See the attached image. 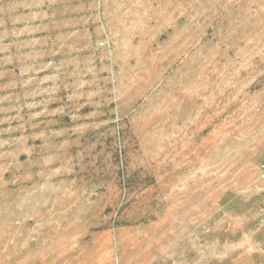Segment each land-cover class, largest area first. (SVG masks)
<instances>
[{"label": "rangeland", "instance_id": "obj_1", "mask_svg": "<svg viewBox=\"0 0 264 264\" xmlns=\"http://www.w3.org/2000/svg\"><path fill=\"white\" fill-rule=\"evenodd\" d=\"M106 10L130 110L48 223L0 180V264H264V0Z\"/></svg>", "mask_w": 264, "mask_h": 264}, {"label": "crops", "instance_id": "obj_2", "mask_svg": "<svg viewBox=\"0 0 264 264\" xmlns=\"http://www.w3.org/2000/svg\"><path fill=\"white\" fill-rule=\"evenodd\" d=\"M106 9L107 0H0V180L27 205L43 197L38 223L49 222L53 184L92 164L99 172L103 131L131 107Z\"/></svg>", "mask_w": 264, "mask_h": 264}, {"label": "built area", "instance_id": "obj_3", "mask_svg": "<svg viewBox=\"0 0 264 264\" xmlns=\"http://www.w3.org/2000/svg\"><path fill=\"white\" fill-rule=\"evenodd\" d=\"M261 169H262V176L264 177V163H262V165H261Z\"/></svg>", "mask_w": 264, "mask_h": 264}]
</instances>
